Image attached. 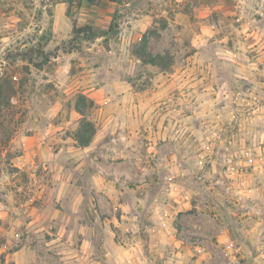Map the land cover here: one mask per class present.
<instances>
[{
	"label": "rangeland",
	"instance_id": "rangeland-1",
	"mask_svg": "<svg viewBox=\"0 0 264 264\" xmlns=\"http://www.w3.org/2000/svg\"><path fill=\"white\" fill-rule=\"evenodd\" d=\"M0 74V264H264V0H0Z\"/></svg>",
	"mask_w": 264,
	"mask_h": 264
},
{
	"label": "trees",
	"instance_id": "trees-1",
	"mask_svg": "<svg viewBox=\"0 0 264 264\" xmlns=\"http://www.w3.org/2000/svg\"><path fill=\"white\" fill-rule=\"evenodd\" d=\"M91 2L92 0H88ZM165 26V23L162 24ZM96 32V31H95ZM148 36L147 33L143 34L140 44L134 49V53L142 60L143 63L156 65L162 69H168L172 64L171 57L166 54H152L147 50ZM41 66L40 64L36 65ZM17 83L10 75L0 74V121L1 116L6 108L12 106L11 100L17 94ZM94 102L88 99L85 95L79 94L76 99L75 109L82 115L77 129L74 131L73 139L80 146H87L91 142L95 132V124L85 117V108L93 107Z\"/></svg>",
	"mask_w": 264,
	"mask_h": 264
},
{
	"label": "built area",
	"instance_id": "built-area-1",
	"mask_svg": "<svg viewBox=\"0 0 264 264\" xmlns=\"http://www.w3.org/2000/svg\"><path fill=\"white\" fill-rule=\"evenodd\" d=\"M233 166H231V168L229 169V170H233ZM260 213V211L257 209V210H253V214L255 215V216H257L258 214Z\"/></svg>",
	"mask_w": 264,
	"mask_h": 264
},
{
	"label": "crops",
	"instance_id": "crops-1",
	"mask_svg": "<svg viewBox=\"0 0 264 264\" xmlns=\"http://www.w3.org/2000/svg\"><path fill=\"white\" fill-rule=\"evenodd\" d=\"M15 162H16V163H15L16 165L19 164V163H17V161H15Z\"/></svg>",
	"mask_w": 264,
	"mask_h": 264
}]
</instances>
